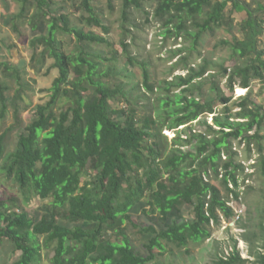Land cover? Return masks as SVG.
<instances>
[{
	"label": "trees",
	"instance_id": "1",
	"mask_svg": "<svg viewBox=\"0 0 264 264\" xmlns=\"http://www.w3.org/2000/svg\"><path fill=\"white\" fill-rule=\"evenodd\" d=\"M112 1L108 0L111 11ZM145 1L123 0L121 48L128 65L136 61L127 43L131 29L138 26L133 15L144 9ZM17 2L21 11L12 17L13 31L20 34L19 29L27 26L35 34L45 32L30 42L32 65L40 72L52 59L59 76L49 90L50 101L36 108L13 153H7V133L0 136V173L17 185L22 203L50 201L52 209L36 221L17 202L0 200V248L8 242L21 253L13 264H42L44 250L50 249L54 253L51 264H151L175 249L202 246L213 237L212 225L234 222L238 212L231 198L239 210L240 175L245 172L236 160L234 142L244 144L250 156L256 146L264 177V107L252 99L251 92L253 82H264V49L259 41L264 4L255 10L244 0H156L153 19L161 25L162 35L192 39V50L205 33L233 29L235 14L245 12L247 19L242 22L244 39L223 43L231 49L232 61L243 60V64L215 67L204 61L197 67L189 65L186 57L181 63L188 74L159 86L152 100L157 88L147 63L140 66L142 87L148 93L134 96L137 87L126 90L124 83L105 82L116 76V70H104L103 64L116 57L107 59L89 49L92 45L114 47L107 38L110 29L92 0H80L75 13L81 12V26L101 28L103 35L74 26L65 11L68 0ZM64 36L76 41L73 50L65 49ZM1 48L0 44V119H5L10 86L2 76L20 81V72L1 58ZM207 75L210 81L205 83ZM226 78L232 97L220 87ZM237 88L248 94L233 103ZM144 102L146 109L157 111L156 116H139L136 106ZM14 105L18 123L19 109ZM220 105L225 106L223 112H218ZM211 116L212 124L201 123L206 132L192 128ZM164 129L177 132L172 148L158 141ZM149 140L154 144L149 145ZM215 181L221 182L226 195ZM145 206L163 224L160 230H142L148 237L146 255L135 250L127 228L132 214ZM185 208H192L193 220L170 221L173 215L182 217ZM259 226L264 230V211ZM244 241L250 242L248 237ZM262 242L260 251L250 254L256 258L254 264H264V234ZM250 262L235 244L228 256H217L212 264Z\"/></svg>",
	"mask_w": 264,
	"mask_h": 264
},
{
	"label": "rangeland",
	"instance_id": "2",
	"mask_svg": "<svg viewBox=\"0 0 264 264\" xmlns=\"http://www.w3.org/2000/svg\"><path fill=\"white\" fill-rule=\"evenodd\" d=\"M251 4L256 10L259 4H264V0H244ZM93 6L100 14L105 27L110 29V34L107 38L113 43L114 47L106 45H92L90 50L103 54L107 59L116 57V61H108L103 64L104 70L113 67L116 70V76L106 78L105 82L111 83L112 86L124 83L126 90L137 87L133 90L134 96H139L141 93H148L142 87L144 83L143 70L140 66L147 63V69L150 74L151 82L156 86V96H152V100L159 94V86H163L166 81H172L176 76H186L188 72L183 70L181 63L187 57V63L193 66H200L204 61L212 63L215 67L224 65L231 67L233 64H243V60L232 61V51L229 46L224 45V42L233 43L235 39L243 40L245 33L242 30V22L247 19L245 12L234 15L233 29L222 28L215 33H205L199 41L196 50H192L194 42L189 38L166 39L162 35L161 25L154 21L153 13L156 7V0H146L144 9L142 11H135L133 18L137 23L135 29H131L132 37L127 40L131 45L130 53L135 58V65H128L127 58L122 56L121 42L123 40L122 30V7L123 0H113L112 6L114 10H110L108 0H92ZM80 4V0H68L65 11L71 16L73 25L79 28H85L87 31H94L103 35L101 28H90L81 26L79 16L81 12L75 13L76 5ZM231 9V6L230 8ZM21 6L17 0H8L5 4L0 0V44L2 46L1 58L10 63L15 69L19 70L20 81L15 77L4 78L3 82H7L10 86V91L7 94L9 102V113L5 119H0V136L7 133L6 147L7 153L11 154L15 151L19 136L24 133L25 128L32 122L35 115V110L39 105H46L50 101L49 90L53 87L54 81L59 76V71L54 68V61L48 60L44 69L38 72V68L32 65V50L30 42L45 32L33 33L29 27L23 26L19 29L20 34L13 31L12 17L20 13ZM262 17L263 13L258 12ZM36 35V36H35ZM65 49L71 51L76 46V41L69 37H63ZM261 49H264V28L263 34L259 38ZM182 51L181 54H178ZM177 55V56H175ZM219 71V70H218ZM218 74L219 72H212L209 74ZM219 76V75H218ZM220 78V77H219ZM210 81L208 75L203 82ZM221 89L226 96L232 97V93L227 86V78L221 79ZM140 86V87H139ZM210 85L206 88L209 90ZM140 89V90H139ZM237 88L233 94V103L239 102L240 98L245 97L247 90L241 91ZM252 99L264 107V82L255 81L252 84ZM19 95L21 97H19ZM19 111V122L15 121V103ZM65 105V104H64ZM233 105V104H231ZM63 106V105H62ZM115 106H119L115 104ZM124 104H120L123 107ZM146 103H140L138 107V114L143 115H157L155 109H146ZM61 107V106H60ZM65 107V106H64ZM225 106L220 105L218 112H223ZM57 111V109H56ZM239 109L234 110V114L238 116ZM236 118V117H235ZM208 121L213 123V116L209 118H202L200 122L194 123L192 128L198 133L206 132V127L201 123ZM244 122L245 120H238ZM184 127L180 128V131ZM162 138L158 141L162 142L163 146L167 145L172 148V141L177 136L176 131L163 130ZM261 135L264 137V127ZM154 141L149 140V145H153ZM264 145V140H263ZM234 152L238 154L237 162L245 166L244 174L240 175L241 187L239 190L240 206L237 210V204L233 201L231 206L237 212H241V219L229 225L223 221L220 226L212 225L213 237L202 246L191 244L188 248L182 250H173L164 255L158 256L157 262L151 264H212V261L217 256H228L237 244L238 250L243 259L249 260V264H254L256 258H251V252L258 253L263 245L262 235L264 230L259 226L263 220L264 211V177L259 170L258 161L260 155L257 152L256 146H252V155L246 149L244 144L234 142ZM187 149V148H186ZM251 157V158H250ZM226 159V158H224ZM2 162L0 163V167ZM214 185L221 187L223 194L226 191L221 186L220 181H215ZM0 200L17 202L22 211L31 215L36 221L42 219L44 215H50L52 209L48 207L50 201H41L34 199L29 205L22 203L21 193L17 185L8 181L0 173ZM22 204V205H21ZM150 207L145 206L143 209L132 214V222L127 224L128 235L130 240L138 253L147 254L146 244L148 237L142 234L143 229L154 227L157 230L163 228V224L158 220V216L153 217L150 214ZM171 220H193L192 208H185L183 216L173 215ZM244 237H248L250 242L244 241ZM44 243L45 239L41 240ZM44 246V244H43ZM21 253L15 252L13 246L5 242L0 248V264H13L20 259ZM54 256L53 249L44 250L42 264H51V259Z\"/></svg>",
	"mask_w": 264,
	"mask_h": 264
},
{
	"label": "built area",
	"instance_id": "3",
	"mask_svg": "<svg viewBox=\"0 0 264 264\" xmlns=\"http://www.w3.org/2000/svg\"><path fill=\"white\" fill-rule=\"evenodd\" d=\"M241 214H242V211L237 213V217H236L234 223L238 222L241 219ZM226 225H229V224L226 223Z\"/></svg>",
	"mask_w": 264,
	"mask_h": 264
},
{
	"label": "water",
	"instance_id": "4",
	"mask_svg": "<svg viewBox=\"0 0 264 264\" xmlns=\"http://www.w3.org/2000/svg\"><path fill=\"white\" fill-rule=\"evenodd\" d=\"M247 92H248V90H247Z\"/></svg>",
	"mask_w": 264,
	"mask_h": 264
}]
</instances>
